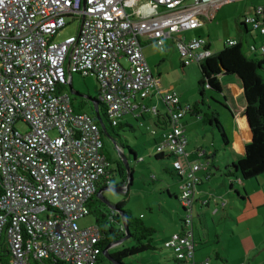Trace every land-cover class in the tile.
Listing matches in <instances>:
<instances>
[{"label": "built area", "instance_id": "2783aa9c", "mask_svg": "<svg viewBox=\"0 0 264 264\" xmlns=\"http://www.w3.org/2000/svg\"><path fill=\"white\" fill-rule=\"evenodd\" d=\"M187 1L0 0V264H99L100 230L79 221L89 214L98 186L115 176V165L103 151L95 117L77 110L65 90L67 75L75 72L96 77L98 100L113 125L140 106L147 109L138 98L160 93L169 128L157 151L173 157L185 211L182 232L165 247L178 264H195L193 208L204 152L189 158L181 123L189 105L175 92L161 93L142 44L151 38L164 49L171 39L184 66L212 56L208 38L185 32L212 20L226 0ZM68 17L81 19L79 31L57 42ZM242 21L258 28L264 5ZM150 110L159 112L157 106Z\"/></svg>", "mask_w": 264, "mask_h": 264}, {"label": "rangeland", "instance_id": "374dc122", "mask_svg": "<svg viewBox=\"0 0 264 264\" xmlns=\"http://www.w3.org/2000/svg\"><path fill=\"white\" fill-rule=\"evenodd\" d=\"M191 1L192 0H188L187 2ZM240 6V3L232 2L227 9L233 8V10H236L240 8ZM80 24V18L68 17L67 25L56 34L55 41L60 42L69 36L77 34ZM250 26L253 27L252 24H250ZM257 30L258 29L252 28L251 33L255 35ZM185 35L187 38L204 36L212 42L213 49L215 50H220L224 46V41L229 37L235 36L238 39L244 37V42H246L247 39L244 29L241 28L238 23L227 18L222 20L220 16L204 24V27L194 28L185 32ZM166 42L167 46H174L171 39H167ZM167 52L168 56L174 53L177 54H174V58L178 66V70H173L167 83L168 85H174L175 90L180 96L183 92L185 93V97L190 98L193 96V100L190 102L193 105L195 100L200 97L199 80L202 77L200 64L195 62L193 65H189L185 72L180 65V54L177 53L173 47ZM67 80H70V74L67 75ZM165 80L166 77H164V81ZM72 84L75 90L85 95H71L76 97L74 100L75 106L79 105V102L82 100H86L84 111L92 114L93 103L89 97L98 98L100 95V87L96 77L91 74L83 76L75 72L73 74ZM65 90L69 92L68 85ZM159 105L163 106L160 101ZM189 116L190 115H187L186 117ZM128 117H131V115H128ZM135 117L133 116L130 118L133 128L126 126L121 128L119 132L123 136V139H125L129 146L137 153V158H135L129 148H125L124 150L129 165L133 168V181L129 189V194L127 196L124 190H116V188L123 186L124 182L122 184V177L114 172L115 179L111 185L112 188L104 189L102 195L114 205L125 201V209H128L134 218L140 219L145 225L155 229L153 233V245L156 249L126 257L124 259V264H176L173 250L165 247L166 240L182 232V219L185 216L183 206L179 198L176 197V193L178 197L180 196L181 189L178 185V177L172 172L173 157H156L159 152L157 151V144L154 137L157 136L153 134V131L149 128L151 121L149 119L138 120V118ZM146 117L149 118L150 115L147 114ZM18 127L20 129L25 128L22 123H20ZM198 132L200 137L195 130L188 133L187 137L190 145H197V141L201 142V138L205 136V134L208 138L211 136L210 133L204 130H198ZM104 141L105 151L110 153L113 157L118 156L121 158L120 150L116 148L114 143L107 136L104 137ZM206 161L207 159H201L203 163L202 169L207 168ZM123 163L126 166L124 160ZM233 181L234 185L232 189H230L229 184H227L226 190H228L227 192L226 190L223 191L225 193L224 196L214 198V201H220V212H223L226 221H223L219 217V214L212 215L214 217L213 219L218 221V218H220L221 220L219 221L222 222L215 224L212 219L210 220L212 235L210 243H213L216 248L221 247L222 255L226 259L228 258L229 261L215 258V254L207 249L208 253L211 252L209 263L264 264V174L259 175L257 178L243 180L244 183L248 182L249 184L247 188L248 192L245 190V185L241 183L240 180L233 179ZM213 182L216 183V179H214ZM206 186L208 187V185ZM237 191L239 194H237ZM196 194H198V191H196ZM247 195H249V198L242 199V197H247ZM230 196H232V198ZM100 201H103V199L98 197L94 206L103 207ZM214 201H212L213 206H216ZM232 201H234L235 204H233L234 202ZM223 203H225V205H223ZM202 204L205 206L207 205L204 203V200ZM196 205L200 206V204H194V219L195 222L198 223L197 228L201 230L199 210L196 209ZM107 207L108 205L105 208ZM211 209L213 210V207ZM79 223L81 227L96 225L95 215L89 213L80 219ZM215 226H218L220 229H222L223 226L226 227L220 242H215L213 239ZM194 232L196 234V229H194ZM133 244L134 241L132 239H127L112 246L110 250L117 251L122 249L123 246H131ZM100 264L113 263L105 257Z\"/></svg>", "mask_w": 264, "mask_h": 264}, {"label": "crops", "instance_id": "0c3cea01", "mask_svg": "<svg viewBox=\"0 0 264 264\" xmlns=\"http://www.w3.org/2000/svg\"><path fill=\"white\" fill-rule=\"evenodd\" d=\"M240 3V8L233 10V8H228L231 3ZM258 5H264V0H226L215 12V15L212 20L207 21L211 22L217 19L219 16L222 17V20L227 18L231 19L233 22L238 23V25L243 22L242 18L245 15L253 14L254 8ZM226 8V9H225ZM205 23V24H206ZM201 27H204L201 26ZM244 32L247 35L246 42H244V37L238 39L237 37H229L228 39H234L236 41H241L245 44L247 52L251 53L252 48L256 47L258 50L262 45L264 40V23H262L258 28H254L250 26V23L244 24L243 26ZM258 29L257 32L254 34L251 33V29ZM249 34V35H248ZM227 40V39H226ZM143 44V52L153 69L154 75L159 80V90L161 93L163 92H175L180 100V103L183 106L192 105L190 102L193 100V96L185 97V93L183 92L182 95L177 93L174 88V85H168L167 81L168 78L173 73V70H178L177 63L175 62L174 54L171 56L167 55V51L173 47L177 53H179L177 47L174 46H167L162 49L156 42H154L151 38H142ZM210 42V40H209ZM226 41H224L225 44ZM223 44V45H224ZM210 47L213 49L212 42H210ZM170 48V49H169ZM260 52V51H259ZM180 54V53H179ZM177 55V54H175ZM124 64H128L126 58L121 59ZM181 68L186 72L188 66H184L182 60L180 59ZM193 65V63L191 64ZM190 65V66H191ZM164 77L166 80L164 81ZM219 80L221 83V91H215L211 87L206 86L205 88V96L204 102H199L198 107L200 108V114H195L190 112L186 114L181 123L183 125L184 133L187 136L189 132L195 130V132L199 135L198 130H204L207 133H210V138L205 134L201 138V142L197 141V145H190L188 139V146L187 151L189 154V158L191 160L198 159V151L202 150L204 155L202 156L203 160L207 159L206 166L207 168L201 169L197 174L200 177V182L197 186L198 194H196V198L194 204H200V206L196 205V209L199 210V223L201 225V230L197 228L198 223H194V229H196V234L194 232V237L197 243L196 246V254H195V264H203L205 260L210 259V253L213 252L215 254V258L221 260H228L226 259L221 252V247L216 248L213 243L211 242V228H210V220L215 224H218L223 220L226 221V217L221 211V206H219L220 201H214L215 197L224 196V190H226L227 184H229L230 189L233 188L234 181L233 179L240 180L241 183L245 185V190L248 192V182L244 183V179L237 169H233L230 167L233 163L239 161L245 154V144L250 141L253 137L252 129L249 126L244 112L246 110L247 101L244 92V88L242 85V81L238 75H221L219 76ZM160 93L157 90H154L152 94L144 99L138 98L137 102L140 105H145L147 109H144L142 106L135 109L134 113L130 112L124 115L123 121L132 125V121L130 120L131 117L136 116L139 119L151 121L150 127L151 130L155 131L157 137H154L155 142H159L163 138V134L169 128V120L166 116L167 110L159 105V95ZM200 97L195 100V102L199 101ZM157 106L159 113L162 115L161 121H158L157 114L153 113L150 108ZM209 110H215L218 113L219 119L224 125L228 140L227 142L222 140L219 131L216 127L212 124H207L204 122V118L202 114ZM149 114L150 117L147 118L146 115ZM131 115V117H128ZM190 115L189 117H186ZM135 117V118H136ZM166 123V124H165ZM159 137V138H158ZM220 137V138H219ZM201 158V159H202ZM215 167V168H214ZM230 167L232 171L235 173L233 175H226L227 169ZM172 170H174L172 168ZM174 174L178 177V185L180 187L181 178L175 172ZM264 174V173H263ZM262 175V174H261ZM214 179H216V183H214ZM208 185V187L206 186ZM228 190V189H227ZM226 190V192H227ZM230 191V190H229ZM237 194L239 192L237 191ZM228 195V194H226ZM225 195V196H226ZM176 196L177 193H176ZM240 196V195H239ZM232 198V196H230ZM249 198L242 197V199ZM264 199V198H263ZM207 205H203L202 202ZM216 203V206H213V202ZM234 202V201H232ZM235 204V202L233 203ZM213 207V210L211 209ZM219 214L218 221H215L212 215ZM209 215V219H208ZM220 225V224H219ZM214 241L220 242L221 236L224 235L226 227L223 226L220 229L218 226L214 228ZM227 239V238H226ZM228 240V239H227ZM209 249L211 252L208 253ZM226 250V249H224ZM175 261V260H174ZM229 261V260H228ZM176 262V261H175ZM177 264V262H176ZM210 264V263H209Z\"/></svg>", "mask_w": 264, "mask_h": 264}, {"label": "trees", "instance_id": "16d2710c", "mask_svg": "<svg viewBox=\"0 0 264 264\" xmlns=\"http://www.w3.org/2000/svg\"><path fill=\"white\" fill-rule=\"evenodd\" d=\"M244 22L239 25L244 28ZM252 52H247L245 44L241 41H237L233 45L224 44V46L219 50L215 51L212 56L205 59L200 63V68L202 72V77L199 80V92L200 99L193 105H189V112L195 114H200L201 110L198 107L199 102H204L205 88L206 86L211 87L215 91H221V83L219 76L221 75H238L242 81L244 88L247 106L246 111L248 113V118L250 126L252 129L253 137L250 141L245 144V154L244 156L233 163L230 167L239 170L244 179L257 178L259 175L264 173V53L259 52L256 47H253ZM66 88V87H65ZM76 97L72 96V103L75 106ZM98 102L99 111L103 121L107 126V134L102 131L101 123L94 113V108H92V115L95 117L96 122L100 126L102 138L107 136L116 146L117 149L129 148L130 152L134 154L137 158V153L133 150L131 146L123 139V136L119 133L121 128L126 126L133 128L132 125L121 120L118 125H113L110 118L107 115L106 105L99 101L98 98H93ZM86 106V100L79 102V105L75 106L77 110H83ZM167 110L168 108L163 105ZM90 113V112H89ZM168 112L166 116L168 118ZM158 121H161L162 115L158 112ZM204 122L207 124H212L219 131L221 137L227 142L228 137L224 128V125L219 119L218 113L215 110H209L202 114ZM169 123V122H168ZM166 124V123H165ZM158 144V142L156 143ZM103 151L107 158L115 165L116 168L113 169L117 175L122 177L123 182L127 181V167L123 163L122 154L120 157H113L110 153L105 151V141ZM166 155L159 153L156 155L157 158H162ZM226 171V175H233L235 172L230 169ZM169 169V168H168ZM130 170L133 173V168L130 166ZM174 174V170H172ZM115 176L111 179L109 184L103 183L98 186L97 191L94 196L88 202V207L90 208L89 213H93L96 218V225L100 230V242L101 255L99 259V264L105 258L103 252L108 245L118 242L123 237H125L126 226L123 223L122 211L127 219L129 226L128 233L130 238L134 241L131 246H123L122 249L117 251L109 250L112 257L119 263L124 264V259L126 257L145 252L148 250H154L156 247L153 245V233L155 229L151 226L145 225L140 219L134 218L128 209H125V201L119 202L116 205L118 210L112 209L104 201H100L103 207H95L94 204L98 200L97 193L101 188L111 186L114 182ZM2 192L0 186V194ZM129 190L126 191L128 196ZM179 198L178 196H176ZM108 205L107 208H105ZM183 223V219H182ZM183 228V225H182ZM174 260L177 264L180 260L175 256ZM61 262H57L60 264Z\"/></svg>", "mask_w": 264, "mask_h": 264}, {"label": "water", "instance_id": "95a60500", "mask_svg": "<svg viewBox=\"0 0 264 264\" xmlns=\"http://www.w3.org/2000/svg\"><path fill=\"white\" fill-rule=\"evenodd\" d=\"M72 79H73V75L70 76V80L68 81V88H69V91L72 95L74 96H85L84 94H81L79 91L75 90L74 87H73V84H72ZM89 99L91 100V102L93 103V108H94V113L96 115V117L99 119L100 123H101V128H102V131L105 132L107 134V126L105 124V122L103 121V118L101 117V114H100V111H99V105H98V102L93 99L92 97H89ZM244 115L246 117V120L250 126V122H249V118H248V113L247 111L245 110L244 112ZM251 127V126H250ZM120 150V153L122 154V157H123V160L126 162V167H127V175H128V178H127V181L124 182L123 186H121L120 188H116V190L118 189L119 191L121 190H124L125 192L128 191L130 189V186L132 184V181H133V174L130 170V165H129V162L127 160V157H126V154L125 152L122 150V149H119ZM106 188H112L111 186H108V187H104V188H101L98 193H97V196L101 197L103 199V201L108 204L112 209L114 210H118V208L116 207V205L110 203L108 200H106L104 198V196L102 195V192L104 189ZM120 212V211H119ZM120 214L122 215V219H123V223L124 225L126 226V229H125V237H123L121 240H119L118 242H115V243H112L110 245L107 246V248L105 249V251L103 252L104 256L107 257L113 264H119L113 257L112 255L110 254L109 250L112 246L114 245H117L119 244L120 242L122 241H125L127 239L130 238V234L128 233L129 231V226H128V223H127V219L124 215V213L121 211Z\"/></svg>", "mask_w": 264, "mask_h": 264}]
</instances>
